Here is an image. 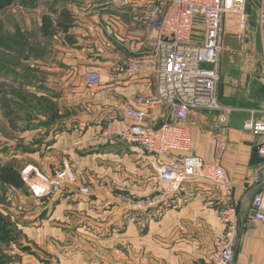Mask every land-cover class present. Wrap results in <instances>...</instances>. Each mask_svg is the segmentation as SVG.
<instances>
[{
  "label": "crops",
  "instance_id": "crops-1",
  "mask_svg": "<svg viewBox=\"0 0 264 264\" xmlns=\"http://www.w3.org/2000/svg\"><path fill=\"white\" fill-rule=\"evenodd\" d=\"M51 4L50 11L65 7L71 24L44 35L55 45L49 53L38 52L42 76L37 82L53 93L60 106L66 104L70 114L53 122L54 129L61 123L65 128L55 132L51 144H41L25 156L30 157L27 164L46 174L63 163L76 172L73 186L62 189L57 202L58 207H67L68 248L74 250L69 264H221L212 261L213 241L222 234L219 210L228 203L235 206L239 226L230 264H264V225L251 218V204L264 185V158L256 152L264 136L242 127L250 109L256 118H264V107L236 105L240 109L232 111L219 132L210 129L214 112L193 109L186 122L192 138L189 151L206 162L214 159L222 135L221 163L233 185L231 200L218 196L206 179L185 181L177 192L163 195L154 165L136 147L99 137L107 120L126 121L125 105L136 95L154 92L148 74L115 77L117 65L142 48L140 14L118 7L116 0H53ZM89 70L99 74L95 85L86 83L84 73ZM248 74L244 73L245 79ZM234 77L232 92L241 85L238 72ZM163 111L152 107L147 122L163 121ZM83 185L90 188V195L77 193ZM124 194L154 198V203L142 206ZM93 254L95 258L88 257Z\"/></svg>",
  "mask_w": 264,
  "mask_h": 264
},
{
  "label": "built area",
  "instance_id": "built-area-1",
  "mask_svg": "<svg viewBox=\"0 0 264 264\" xmlns=\"http://www.w3.org/2000/svg\"><path fill=\"white\" fill-rule=\"evenodd\" d=\"M118 7L136 9L143 32L142 48L130 53L117 65L115 77L149 75L154 92L138 94L125 105L126 121L113 118L105 122L99 137L108 143L124 142L138 149L141 157L150 160L163 195L177 192L188 180L212 182L218 196L231 200L233 185L221 163L224 140L218 142L214 159L204 161L190 152L192 138L186 122L190 111L202 109L215 113L210 129L222 131L229 122L232 106L217 100L220 59L224 50L226 30L244 17L246 0H116ZM264 6L262 23H264ZM87 85L99 82L94 70L84 73ZM163 107V121L147 122L152 107ZM242 127L264 136V118L248 111ZM178 152L177 157L168 154ZM256 152L264 157V139ZM52 176L32 165H25L21 178L35 197L57 193L62 184L77 178L73 168L65 164ZM79 195L88 196L87 185L77 188ZM154 198L147 200L148 205ZM251 218L264 225V185L251 204ZM223 231L213 241L212 261L230 264L234 257L238 233L235 206L228 203L220 211Z\"/></svg>",
  "mask_w": 264,
  "mask_h": 264
},
{
  "label": "rangeland",
  "instance_id": "rangeland-1",
  "mask_svg": "<svg viewBox=\"0 0 264 264\" xmlns=\"http://www.w3.org/2000/svg\"><path fill=\"white\" fill-rule=\"evenodd\" d=\"M22 2L14 0L0 10V217L8 231L3 238L0 235V264H69L74 250L68 248L67 207H58L57 202L61 190L73 186L76 180L62 184L57 193L43 197H35L21 183V170L30 162L25 153L30 156L41 144H51L55 132L65 128L61 123L54 129L53 122L70 114L66 104L60 106L52 99L50 90L46 92L40 87L37 78L42 75L36 63L40 57L38 52H51L53 43L51 38L44 37L42 18L47 19V30H59L65 23L62 18L67 9L50 11L53 0ZM42 5L45 12L41 10ZM263 6L264 0H246L244 17L226 30L224 36L216 92L219 103L232 106L233 111L239 110V105L264 107ZM237 72L240 90L232 92L235 87L230 82ZM244 73L249 78L245 79ZM43 91L47 95H42ZM5 168L10 173L4 174ZM55 170L43 173L52 176ZM124 198L150 206L147 197L138 199L124 194ZM223 208L222 205L219 210L221 223ZM57 228L62 236L57 234Z\"/></svg>",
  "mask_w": 264,
  "mask_h": 264
},
{
  "label": "trees",
  "instance_id": "trees-1",
  "mask_svg": "<svg viewBox=\"0 0 264 264\" xmlns=\"http://www.w3.org/2000/svg\"><path fill=\"white\" fill-rule=\"evenodd\" d=\"M13 1H14V0H0V10L4 9L6 6L10 5ZM25 2H26V0H23L22 3H25ZM63 14H64V13H63ZM61 15H62V14H61ZM64 15H65V16H64L63 19H64L65 24L62 25V28H63L64 30H66V29L70 26L71 22H70V23L68 22L70 17H68L67 15H69V14H68L67 12H65ZM42 19H43V24H42V26H41V29H42V31H43V34H44V35H52V34L54 33V31H49V30H47V28H46V26H45V24H46V20H47L46 17H43ZM262 158H264V157H262ZM5 173H10L9 170H8V168H5L4 174H5ZM4 179H6V181H7V180H9V177L6 176ZM21 183H23L22 179H21ZM5 226H6L5 221L3 220L2 217H0V235L2 234V236H1L2 238H3L5 235H7V233H8V231L5 230ZM4 239H5V238H4Z\"/></svg>",
  "mask_w": 264,
  "mask_h": 264
},
{
  "label": "water",
  "instance_id": "water-1",
  "mask_svg": "<svg viewBox=\"0 0 264 264\" xmlns=\"http://www.w3.org/2000/svg\"><path fill=\"white\" fill-rule=\"evenodd\" d=\"M264 14V13H263ZM251 214H253V212H251Z\"/></svg>",
  "mask_w": 264,
  "mask_h": 264
},
{
  "label": "bare ground",
  "instance_id": "bare-ground-1",
  "mask_svg": "<svg viewBox=\"0 0 264 264\" xmlns=\"http://www.w3.org/2000/svg\"><path fill=\"white\" fill-rule=\"evenodd\" d=\"M236 239V238H235Z\"/></svg>",
  "mask_w": 264,
  "mask_h": 264
}]
</instances>
